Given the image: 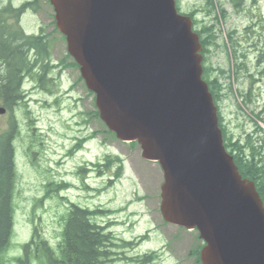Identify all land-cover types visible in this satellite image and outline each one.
Segmentation results:
<instances>
[{"label": "water", "instance_id": "obj_1", "mask_svg": "<svg viewBox=\"0 0 264 264\" xmlns=\"http://www.w3.org/2000/svg\"><path fill=\"white\" fill-rule=\"evenodd\" d=\"M50 1L102 120L160 163L165 221L199 231L202 264H264V203L224 145L192 19L175 0Z\"/></svg>", "mask_w": 264, "mask_h": 264}, {"label": "rangeland", "instance_id": "obj_2", "mask_svg": "<svg viewBox=\"0 0 264 264\" xmlns=\"http://www.w3.org/2000/svg\"><path fill=\"white\" fill-rule=\"evenodd\" d=\"M11 1L16 7L27 2L1 0L4 4ZM234 1L214 0L213 13L224 10L226 18L219 13L221 20L218 21L216 16L203 15L201 11L198 21L200 26L207 22L216 28L215 44L219 46L208 54L206 64L222 68L224 72H216L211 78L219 75L223 85L224 97L217 105L226 119L228 130L234 134V140L247 135L256 139L264 137V42L260 38H264L263 27L252 39H245L247 23L235 14ZM239 1L252 5V0ZM179 2L183 13L194 8L205 9L208 5L207 0ZM39 3V11L25 12L19 24L27 35H38L41 29L50 35L51 71L47 72L43 83L26 81L27 100L13 113L0 115V136L13 131L15 125L12 140L18 171L13 249L5 259L18 264L17 259L24 257L23 245L31 239L37 246H41L38 240H45L58 249L69 209L72 204H78L102 212L94 221L107 226L115 237V243L119 245L115 251L122 257L117 264H132L131 258L149 253H156L158 264H198L192 255L202 245L198 232L168 224L161 214L164 176L160 165L144 160L141 148L135 143L120 141L108 131L97 116L94 95L80 79V69L67 55V42L55 31L53 7L48 0H39ZM258 5L264 13V0H259ZM230 30L238 33V63L231 47L226 45L225 34ZM65 63L68 66H64ZM242 63L245 69L236 72V64ZM250 90L253 99L246 104ZM256 124L263 131H257ZM76 145H81L80 151L68 157L69 150ZM117 156L123 160L119 178L116 177L119 167L114 162L108 169L104 166L108 157L115 159ZM91 163H101L102 173L98 168L91 169L83 179L81 169L93 168ZM62 182L70 183L68 186L72 187L59 192L56 185L51 186ZM85 185L91 189L87 190ZM124 241L135 244L120 247ZM33 262L44 264L39 255Z\"/></svg>", "mask_w": 264, "mask_h": 264}, {"label": "trees", "instance_id": "obj_3", "mask_svg": "<svg viewBox=\"0 0 264 264\" xmlns=\"http://www.w3.org/2000/svg\"><path fill=\"white\" fill-rule=\"evenodd\" d=\"M208 5L205 9L193 11L190 16L194 17L195 30L199 33L204 48V79L209 83L213 93L215 103L222 97L223 85L220 83L219 75L211 78V75L220 72L224 74L222 68L208 66V54L218 44H215L217 37L215 35V26L207 23H200L195 16V12L203 11L208 16H216L219 21V13L222 18L225 17L223 11L213 13L214 0H207ZM40 9L39 0H33L23 3L16 8L12 2L8 5L0 2V107L6 108L9 112L21 105L23 102L22 85L25 78L38 80L43 83L48 71H51L50 55L52 39L49 34H45L41 29L38 35H27L21 28L19 22L22 15L29 11H38ZM55 31L57 28L55 27ZM234 31H229L228 38L233 56L238 63V42L234 40ZM214 46V47H213ZM228 54V52H227ZM70 56V55H68ZM245 57V55H242ZM73 65L77 66L76 63ZM65 66H68L67 64ZM236 72L245 69V65L236 64ZM39 75V79H38ZM82 79V78H80ZM231 88V87H230ZM251 92V90H250ZM249 96V95H248ZM247 98V97H246ZM252 102L250 98L245 101L246 104ZM97 116L99 113L97 111ZM260 118V116H257ZM221 119V118H220ZM222 127V125H221ZM15 125L7 134L0 137V264H5L4 255L11 249V240L14 231L15 206L13 203L14 184L16 183V173L14 166V146L12 138L14 137ZM256 130L263 131L262 127L256 124ZM12 132V134H11ZM226 147L235 157L241 174L256 182L257 189L264 201V137L254 139L252 135L238 137L223 128ZM119 167L116 177H120L123 169V161L119 157L115 159L107 158L105 165L108 169L111 164ZM101 173V165L98 164ZM84 171V170H83ZM111 213V211H106ZM102 214L99 210H91L76 204L71 205L67 214L66 224L63 231V240L58 249H52L47 242L41 243L38 248L35 241L25 244L27 258L26 262L21 264H30L31 252L36 248L37 254L43 258L44 264H117L122 257L115 251L119 246L115 243V237L107 226H103L94 221L96 217ZM37 235V232H36ZM133 241H124L120 247L133 246ZM38 245V244H37ZM197 247L192 255L200 262V249ZM132 264H158L156 253L144 254L131 258Z\"/></svg>", "mask_w": 264, "mask_h": 264}, {"label": "flooded vegetation", "instance_id": "obj_4", "mask_svg": "<svg viewBox=\"0 0 264 264\" xmlns=\"http://www.w3.org/2000/svg\"><path fill=\"white\" fill-rule=\"evenodd\" d=\"M252 1H254V0H252ZM248 8H250V6H248V5H246L245 4V10H247ZM251 10V9H250ZM245 13V12H244ZM244 15V14H243ZM244 20H247V17L245 16V19Z\"/></svg>", "mask_w": 264, "mask_h": 264}]
</instances>
